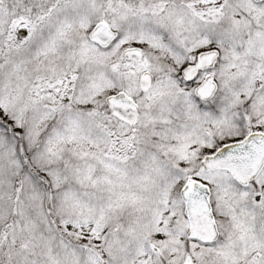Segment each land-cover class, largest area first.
I'll list each match as a JSON object with an SVG mask.
<instances>
[{
  "label": "snow or ice",
  "instance_id": "1",
  "mask_svg": "<svg viewBox=\"0 0 264 264\" xmlns=\"http://www.w3.org/2000/svg\"><path fill=\"white\" fill-rule=\"evenodd\" d=\"M0 264H264V0H0Z\"/></svg>",
  "mask_w": 264,
  "mask_h": 264
}]
</instances>
